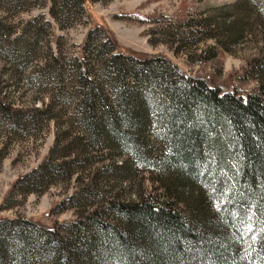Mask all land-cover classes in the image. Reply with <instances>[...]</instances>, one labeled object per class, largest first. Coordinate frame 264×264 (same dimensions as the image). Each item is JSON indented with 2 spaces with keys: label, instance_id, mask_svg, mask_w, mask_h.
Wrapping results in <instances>:
<instances>
[{
  "label": "trees",
  "instance_id": "1",
  "mask_svg": "<svg viewBox=\"0 0 264 264\" xmlns=\"http://www.w3.org/2000/svg\"><path fill=\"white\" fill-rule=\"evenodd\" d=\"M83 5L49 0V16L65 29L84 18ZM32 7L0 0L12 16ZM260 17L264 0H237L179 22L189 53L210 43L188 56L194 64L255 38L258 53L237 78L254 83L245 91L189 76L163 56L124 53L101 26L67 58L51 50L40 15L18 30L0 20V61L16 80L29 73L46 101L24 112L0 101V117L54 128L46 157L9 195L74 185L50 209L72 211L71 220L0 217V264H264Z\"/></svg>",
  "mask_w": 264,
  "mask_h": 264
},
{
  "label": "rangeland",
  "instance_id": "2",
  "mask_svg": "<svg viewBox=\"0 0 264 264\" xmlns=\"http://www.w3.org/2000/svg\"><path fill=\"white\" fill-rule=\"evenodd\" d=\"M30 1L34 7L14 16L0 10L1 22L18 30L26 21L40 15L50 24L51 50L55 52L59 48L67 58L79 56V48L90 27L101 26L124 53L139 57L163 56L189 76H204L214 83L237 87L241 91L254 86L251 82L241 83L237 78L258 53L255 38L247 37L230 54L218 52L214 59L194 64L189 62L188 56L204 50L210 43H200L196 52L189 53L184 49V36L179 24L185 19H202L212 10L228 7L237 0H84V18L65 29H60L50 18L49 0ZM252 11L256 16L255 9ZM262 20L260 17L255 22L263 24ZM26 77L30 79L31 75L27 73L20 80L15 76L12 78L7 66L0 61V101L14 112L42 108L41 101L46 102L44 94L34 89ZM53 136L51 123L39 129L37 125L8 122L0 117V217H18L44 227L73 218L70 210L50 213L55 204L72 192L73 182L54 183L39 195H9L11 186L46 157Z\"/></svg>",
  "mask_w": 264,
  "mask_h": 264
}]
</instances>
